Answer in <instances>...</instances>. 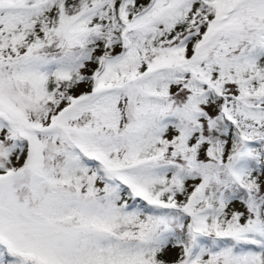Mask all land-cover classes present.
Returning <instances> with one entry per match:
<instances>
[{
	"label": "snow or ice",
	"instance_id": "1",
	"mask_svg": "<svg viewBox=\"0 0 264 264\" xmlns=\"http://www.w3.org/2000/svg\"><path fill=\"white\" fill-rule=\"evenodd\" d=\"M0 264H264V0H0Z\"/></svg>",
	"mask_w": 264,
	"mask_h": 264
}]
</instances>
